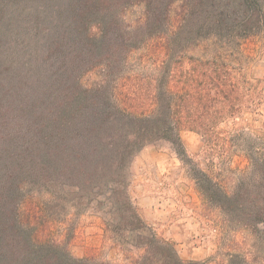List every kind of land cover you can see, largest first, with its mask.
<instances>
[{
    "label": "trees",
    "instance_id": "16d2710c",
    "mask_svg": "<svg viewBox=\"0 0 264 264\" xmlns=\"http://www.w3.org/2000/svg\"><path fill=\"white\" fill-rule=\"evenodd\" d=\"M136 7L144 13L130 23ZM263 54L264 0H0V264H110L76 258L50 219L68 206L99 209L102 195L149 232V255L155 244L173 250L126 195L149 147L174 152L226 227L264 251V132L247 117L264 83L247 68ZM95 72L102 80L86 86ZM186 132L212 149V165L190 156ZM236 157L243 169L230 167ZM256 262L246 252L230 264Z\"/></svg>",
    "mask_w": 264,
    "mask_h": 264
},
{
    "label": "rangeland",
    "instance_id": "374dc122",
    "mask_svg": "<svg viewBox=\"0 0 264 264\" xmlns=\"http://www.w3.org/2000/svg\"><path fill=\"white\" fill-rule=\"evenodd\" d=\"M143 13V7L133 8L127 19L136 23ZM202 53L197 51L193 54L201 56ZM247 69L253 81L264 80V54L250 62ZM101 80V75L95 72L84 79V84L91 87ZM261 87L262 95L260 93L254 99L258 103L260 101L258 113H249L247 117L248 123L264 132V83ZM183 140L193 159L204 166L212 165V149L205 145L202 137L186 132ZM234 161L230 165L233 169L246 166L237 157ZM214 164L223 178L234 185L236 180L228 171L229 164L218 160ZM127 185L126 195L139 216L151 228L157 241H165L173 250L155 244L149 255L143 247V236L149 232L140 229L133 222L132 213L121 209V204L116 208L107 206L105 195L99 197V209L68 206L62 214L50 211L54 237L67 243L76 258H93L110 264H132L144 256L176 264L175 254L189 264H230L233 255L246 252L256 256V263L264 264V251L255 247L256 241L249 232L226 227L223 217L203 201L188 167L169 149L149 147L141 151L130 167ZM113 199L116 203L124 201L121 195ZM42 200L48 202L49 196L44 194ZM235 262L241 263V260L235 259Z\"/></svg>",
    "mask_w": 264,
    "mask_h": 264
}]
</instances>
